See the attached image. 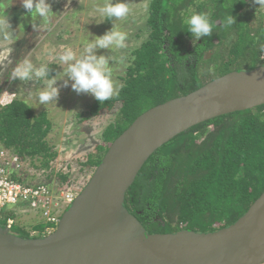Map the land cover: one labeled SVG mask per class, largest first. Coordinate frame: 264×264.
<instances>
[{
    "label": "trees",
    "instance_id": "trees-1",
    "mask_svg": "<svg viewBox=\"0 0 264 264\" xmlns=\"http://www.w3.org/2000/svg\"><path fill=\"white\" fill-rule=\"evenodd\" d=\"M193 10L210 12L217 22L212 35L195 44L180 15ZM230 13L236 24L220 27ZM145 30L146 38L130 51L119 94L102 104L94 98L88 105L87 118L116 114L101 132L102 143L86 156L91 173L110 143L141 113L228 72L264 64V5L253 0H149ZM48 65L53 76L56 69ZM52 131L47 111L35 112L17 94L0 105V150L24 162L12 173L14 179L52 189L64 186L68 174L51 170L58 156L50 144ZM25 164L45 169V174L28 176ZM263 190L264 104L210 118L163 144L143 163L125 193L124 206L148 233L211 232L234 223ZM16 216L9 211L5 218ZM41 226L37 221L30 225ZM10 231L25 238L42 236L16 224Z\"/></svg>",
    "mask_w": 264,
    "mask_h": 264
},
{
    "label": "water",
    "instance_id": "water-1",
    "mask_svg": "<svg viewBox=\"0 0 264 264\" xmlns=\"http://www.w3.org/2000/svg\"><path fill=\"white\" fill-rule=\"evenodd\" d=\"M264 104V64L231 71L137 116L116 137L55 229L21 237L0 225V264H260L264 190L234 223L211 232L148 233L125 208L146 159L190 127Z\"/></svg>",
    "mask_w": 264,
    "mask_h": 264
},
{
    "label": "rangeland",
    "instance_id": "rangeland-1",
    "mask_svg": "<svg viewBox=\"0 0 264 264\" xmlns=\"http://www.w3.org/2000/svg\"><path fill=\"white\" fill-rule=\"evenodd\" d=\"M48 1L54 5L52 10L56 14L50 18L47 25L43 21L39 22V19L30 22V17L23 18L20 0H14L5 10L6 14L0 13V88H2L0 101L3 93L15 92L30 105L37 103L36 93L42 90L43 84L19 80L10 82L9 77L14 68L27 58L37 67L41 63L53 65L56 69L53 75L55 76L57 72L62 71L58 57L65 49H71L79 57L83 50V38L90 33L95 36L102 35L112 27L110 20L99 24L94 22L101 18L96 11V5L102 6L105 0ZM148 1L125 0L130 7L128 16L123 20H113V23L128 34L127 48L116 50L112 53L113 55L125 54L129 57L130 51L146 38L145 21ZM6 4L7 0H0V6ZM14 23H16L15 26ZM17 36L20 37L15 39ZM95 54L108 56L111 50L96 49ZM128 62L129 59L126 60V64ZM109 63L112 62L109 61ZM112 67L113 79L120 84V77L123 76L126 66L113 64ZM63 79L67 77L56 81V86L59 87L56 104L55 102L47 105L38 104L32 108L35 112L46 110L53 122V131L49 134V138L58 156L51 162L52 173L68 174L67 181L72 180L73 189L79 192L91 176V171L85 164L86 156L94 153L96 146L102 143L101 132L115 119L116 114L115 111L102 112L97 117L87 118L86 111L88 105L94 100V96L90 93H76L71 88V81L68 86H63ZM35 163L39 165V162ZM24 166L28 176L31 177H42L46 171L45 169L36 170L27 164ZM50 181L51 183L55 181L54 176ZM15 219L16 225L26 231H29L30 225L36 221L35 217L32 218L21 212Z\"/></svg>",
    "mask_w": 264,
    "mask_h": 264
},
{
    "label": "clouds",
    "instance_id": "clouds-1",
    "mask_svg": "<svg viewBox=\"0 0 264 264\" xmlns=\"http://www.w3.org/2000/svg\"><path fill=\"white\" fill-rule=\"evenodd\" d=\"M14 0H7V4L0 6V13L6 14L5 10L11 6ZM21 6L26 10L21 13L25 19L30 17L31 21L39 19L45 25L50 22V18L56 14L52 10L51 4L48 0H20ZM70 2V0H69ZM255 4L264 5V0H253ZM96 11L100 15V19L94 20L99 24L105 20L112 22L110 30L105 31L102 35H92L83 38V50L78 57L71 49H65L59 55V65L62 71L57 72L55 76L49 75V65L41 63L40 66H35L30 59H24L12 71L9 81L19 80L22 82H38L42 83V90L36 93V101L30 107H36L38 104L47 105L55 102L59 95V87L56 86L57 79H63V86H68L71 81V88L76 93H90L100 103H104L119 94V89L124 87V84H118L113 79V64L125 65L129 57L125 54L115 56L116 50L127 48L128 34L120 30L119 26L113 23V20L125 19L130 7L125 0H105L103 5H96ZM183 23L186 26L184 29L193 37V43L202 37H210L213 33L214 26L217 22L211 19V13L207 11H190L189 13L181 12ZM8 21V20H7ZM9 24V23H8ZM236 24V18L231 13L226 15L219 26L225 29L231 28ZM10 27V26H9ZM23 29V26L21 25ZM91 36V39L89 37ZM17 36L15 39H18ZM264 50V45L261 46ZM96 49H109L111 54L108 56L95 54ZM134 59V57H131ZM109 61L112 63L110 64ZM211 71V69H210Z\"/></svg>",
    "mask_w": 264,
    "mask_h": 264
},
{
    "label": "built area",
    "instance_id": "built-area-1",
    "mask_svg": "<svg viewBox=\"0 0 264 264\" xmlns=\"http://www.w3.org/2000/svg\"><path fill=\"white\" fill-rule=\"evenodd\" d=\"M15 93H3L1 105L9 103ZM24 162L5 150H0V224L11 230L16 224V217H7L9 211L27 214L38 223L41 229L28 231L31 235L42 236L51 233L59 222L61 215L72 204L78 192L72 183L66 181L63 187L52 189L45 183H26L12 177L13 172L21 170ZM264 264V262L260 263Z\"/></svg>",
    "mask_w": 264,
    "mask_h": 264
}]
</instances>
